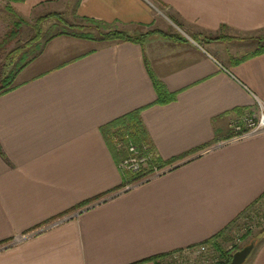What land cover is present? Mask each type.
<instances>
[{
	"label": "crops",
	"instance_id": "0c3cea01",
	"mask_svg": "<svg viewBox=\"0 0 264 264\" xmlns=\"http://www.w3.org/2000/svg\"><path fill=\"white\" fill-rule=\"evenodd\" d=\"M0 3L22 16L68 7ZM72 9L128 33L173 34L172 25L183 40L56 36L0 94V264H153L219 232L264 192V131L229 139L231 121L264 103V53L232 62L264 33V0H75ZM144 57L175 100L148 105L156 92ZM142 106L159 156L179 159L122 189L99 127ZM243 264H264V237Z\"/></svg>",
	"mask_w": 264,
	"mask_h": 264
},
{
	"label": "rangeland",
	"instance_id": "374dc122",
	"mask_svg": "<svg viewBox=\"0 0 264 264\" xmlns=\"http://www.w3.org/2000/svg\"><path fill=\"white\" fill-rule=\"evenodd\" d=\"M74 1L75 0H68L67 10L56 12L60 14L59 17L61 19H58L55 16H47V14H50L54 11L48 12L43 9H35L31 13L24 16L17 14L23 20L20 23L19 29L17 30H15L13 26L18 20L14 10L11 11L9 9L3 8L1 6L2 3H0V81L3 79H11L8 87L15 86L17 75L20 70L24 68L29 62H31L39 53H41L44 46L52 38L64 35L81 38L69 34H60L47 40L50 36L57 32L64 30L71 31L68 28H64V24H62L63 21L66 23L65 25L81 24L83 25L82 28L76 27L73 29V31L90 32L94 36H98L99 30H119L117 28L107 26L106 28L102 29L96 28L92 22L82 20L80 17L73 15L72 8L74 6ZM168 24L170 25V23ZM170 26L175 33L179 35L181 34V30L175 28L172 25ZM201 37L204 38V36ZM257 37L258 35L249 36V39L247 40H256ZM82 39L91 40L87 38ZM201 41L203 40L201 39ZM44 64L37 63L34 65V68L41 67ZM117 165L120 171L124 170L119 166V163H117ZM140 167L141 164L139 165L138 169ZM165 169L166 168L156 170L138 181L127 183L122 186V189H127L135 183L148 180L149 178L162 173ZM89 205H87V207ZM83 207L87 208L86 206ZM79 211H74V215H76ZM262 235H264V198L259 199L253 206L239 215L234 222L228 225L221 237L217 238V240L222 248L225 250H232L236 247L241 248L251 240L264 237ZM150 261H152L153 264L156 262L160 264H218L219 262L223 261V256L214 247H210V249L205 252H200L195 247H191L174 251L168 255Z\"/></svg>",
	"mask_w": 264,
	"mask_h": 264
},
{
	"label": "trees",
	"instance_id": "16d2710c",
	"mask_svg": "<svg viewBox=\"0 0 264 264\" xmlns=\"http://www.w3.org/2000/svg\"><path fill=\"white\" fill-rule=\"evenodd\" d=\"M8 9L12 11L11 7H8ZM15 15H17L16 12H15ZM47 16H55L58 19H61L59 17L60 14H58L56 12H52L50 14H47ZM17 19H18L17 22L14 23V25H13L15 30L19 29L20 23L23 21L19 15H17ZM80 19L88 21V22H92L96 28L102 29V28H106V26H107V24L105 22L91 18V17L82 16ZM62 24H64L63 25L64 28H68L71 31H69V30L65 31L64 30L61 32H57L54 35L50 36L47 40L51 39L52 37H54L56 35L69 34V35H74V36H78L81 38H87V39H93V40L99 39V40H106V41H114V40L131 41V42H135V43H140L142 45L144 42V39L146 38V36L148 34L157 33V32L162 34V35H167L169 37H172L174 39L183 40V37L177 33L166 34L164 32H159L158 30H151V31L149 30L145 33L136 34V33H128V32L122 31V30L109 29L107 31L99 30L98 36H94L90 32H74L73 31V29H75L76 27L82 28L83 25H81V24H79V25H76V24L65 25L66 23L64 21L62 22ZM192 38L194 40L201 41V39L202 40L203 39H205V40H207V39L208 40L229 39L230 37L220 34L217 36H204V38H203V37H199L197 34H195V35H192ZM256 40H257V46L253 51L244 54L240 58H233L232 62L238 63V62L245 60L249 57H252L254 55L264 53V33L258 35ZM28 43H30V42H28ZM144 62H145L146 69L149 73L151 82H152L153 87H154L155 92H156L155 100L148 105L165 104V103H168V102L175 100L177 92H171L165 87L163 82L153 73L149 62L147 61V59L145 57H144ZM10 80L11 79H3L2 81H0V94L4 93V92H6V91H8L14 87V86L8 87ZM144 107H146V106H142L139 108L132 109V110L120 115V116H117L116 118L106 122L105 124H103L99 127V131H100L101 135L103 136L105 142L109 146L111 153H112V155H113V157L117 163H119L123 158L129 156V154H130L129 150H128L129 146H134L135 150L137 152V155L144 156L146 158L145 163L141 164V167L138 170H136V171L122 170L121 171L122 177H123V183L121 184L120 187H122L123 185H125L127 183L138 181V180L142 179L143 177L151 174L152 172H154L156 170H161V169H164L168 166H171L177 159H179L177 157H174V158H170L169 160H164L159 156L156 148L154 147V145H153V143L149 137L148 131H147L142 119H141V111L144 109ZM204 147H206V146H204ZM99 197L100 196H96L94 198H91L89 200L81 202V203L77 204L75 207H73L72 210L73 209L75 210L77 208H81V207L87 205V203H89L90 201L98 199ZM261 198H264V192H262V194L257 199H255L248 206H246L231 222H229L227 224V226H225L219 232L215 233L211 237L207 238L206 240H204L198 244L189 246L188 248H191V247L197 248V246H199L201 244L207 245L209 247V249H210V247H214L223 256V261L219 262L218 264H226L227 262H229L232 253L236 249H238L239 247H236L232 250H225L224 248L221 247L217 238L221 237V235L223 234V232L225 231V229L228 227L229 224L234 222L238 218L239 215H241L248 208L253 206ZM180 250H182V249H180ZM176 251H179V250H176ZM170 253H172V252L156 254L154 256L147 258V260H156L157 258L163 257V256L168 255ZM155 264H160V263L156 262Z\"/></svg>",
	"mask_w": 264,
	"mask_h": 264
},
{
	"label": "built area",
	"instance_id": "2783aa9c",
	"mask_svg": "<svg viewBox=\"0 0 264 264\" xmlns=\"http://www.w3.org/2000/svg\"><path fill=\"white\" fill-rule=\"evenodd\" d=\"M231 134L229 139H237L249 134L264 131V103L258 102L257 113H246L234 119L230 123ZM129 156L123 158L119 162V166L124 170H136L140 164H144L146 158L137 155L134 146H129ZM200 252L209 250L205 244H201L196 248Z\"/></svg>",
	"mask_w": 264,
	"mask_h": 264
},
{
	"label": "water",
	"instance_id": "95a60500",
	"mask_svg": "<svg viewBox=\"0 0 264 264\" xmlns=\"http://www.w3.org/2000/svg\"><path fill=\"white\" fill-rule=\"evenodd\" d=\"M254 246V240H251L241 248L236 249L226 264H243L249 253L251 252Z\"/></svg>",
	"mask_w": 264,
	"mask_h": 264
}]
</instances>
